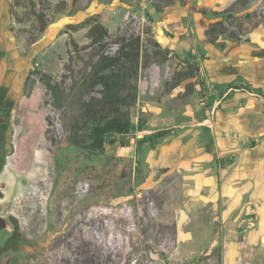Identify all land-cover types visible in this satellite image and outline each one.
<instances>
[{"label":"rangeland","instance_id":"rangeland-1","mask_svg":"<svg viewBox=\"0 0 264 264\" xmlns=\"http://www.w3.org/2000/svg\"><path fill=\"white\" fill-rule=\"evenodd\" d=\"M137 1L123 0L119 7L116 0H0V146L6 147L7 155L0 162V215L7 221L14 219L26 236L14 248L0 242V264H144L154 258L168 264L178 251L184 264H208L209 257L217 264L222 261L225 240H254L248 264H264V0H247L245 5L227 0L222 8L214 7L215 0H207L211 8L204 0H166L179 1L203 26H208L201 21L207 15L221 17L229 30L244 25L237 40L225 33L208 36L204 43L190 36L194 52L184 53L180 47L167 52L170 58L181 59L185 81L196 84L192 95L175 94L183 84L171 90L174 78L163 85L161 74L150 85L139 75L133 79L136 83H130L132 88L126 91L136 94L160 97L170 91L167 101H159L168 109L148 117L154 122L152 128L173 127L156 148L144 145L137 152L136 137L143 132L115 133L109 137L116 139L114 144L107 142L104 152L85 158L96 117L84 113V95L92 88L90 80L100 63L94 62L89 46L105 33L93 31V26L103 16L114 15L119 18L115 30ZM92 2L94 16L81 23L90 26H84L83 43L69 32L62 45L49 46L50 52L41 54L45 44H40L41 26L51 24L58 15L80 14L76 10H86ZM149 12L157 13L154 6ZM72 26L66 24L65 32ZM25 31L31 34L28 44ZM140 45L144 77V68L158 58L147 49V40ZM207 59L208 68L203 65ZM31 70L38 73L25 86ZM41 72L50 79L40 80ZM47 82L63 92L61 105ZM241 83L263 93L243 87L231 91L232 84ZM29 93L37 98L36 105H25L28 99L23 95ZM48 100L62 110L67 130L62 143L69 156L65 170L56 165L57 146L47 154L41 145ZM190 102L197 105L188 112ZM203 111H209L210 121L199 120ZM143 114L132 115L133 122ZM74 119L80 128L75 141L68 130ZM123 141L127 145L122 147ZM216 144L222 156L215 152ZM166 147L170 149L161 150ZM207 148L214 151L209 160L202 158ZM106 155L122 157L112 175ZM135 166L142 172L134 178ZM207 173L215 175L213 181L206 182ZM85 177L90 179V190L75 193ZM156 186L164 189L158 198L159 213L146 207L139 210L138 195ZM202 222L207 234L199 231L197 225Z\"/></svg>","mask_w":264,"mask_h":264},{"label":"crops","instance_id":"crops-1","mask_svg":"<svg viewBox=\"0 0 264 264\" xmlns=\"http://www.w3.org/2000/svg\"><path fill=\"white\" fill-rule=\"evenodd\" d=\"M136 1V0H135ZM213 1V0H211ZM210 1V2H211ZM224 1L227 0H215V8H222ZM95 2V1H94ZM94 2L90 3L87 7L86 10H80V14L75 13V14H68L66 16L64 15H58L51 24L47 25V28L43 31V34L41 36V43H45L44 44V48L41 50V54H44L46 52H50L49 50V46L52 47H58L60 45H62L64 43V41L66 40L67 37L70 36V34H72L75 39L77 37V41L81 44L83 42H81L80 38L83 37V29L84 26L90 28L89 24H84L81 25L82 22H84V20L89 19L91 17L94 16L95 12H93V4H95ZM205 5H208V1L204 0ZM118 4L119 7L121 5L124 4L123 0H116L115 5ZM160 5H154L155 11L157 12L155 15L152 14L153 16V26H152V31L150 33V36L153 37L157 42L160 43L161 46V50L166 51V50H175L177 48H179L180 50H182L184 53L185 52H189L191 50H193V46L191 43V39L190 36L194 37L195 40H199L201 42H205L204 39L208 38L207 35V29L208 26L206 25H200V18L196 17V14L194 13L192 15V17L184 10V8H182L179 5V1H175V2H171V3H167L166 0H162L161 3H158ZM117 5V6H118ZM208 8L212 7V3L209 4V6H207ZM98 8V7H97ZM188 17L187 19H185L186 17ZM185 17V18H184ZM211 18V16H202L201 21L203 20L205 22V18ZM117 16H112V17H106L103 16V18L100 20L99 22H95L97 24H95L93 27V31L96 29V27L98 25H102L104 27V30L106 31H110L112 29H114V23L117 20ZM115 20V21H114ZM119 20V18H118ZM88 21H92V19L88 20ZM111 21V22H110ZM114 21V22H113ZM68 23H72V29H69L68 32H65L67 30H65V25ZM83 24V23H82ZM165 29L167 31V33L165 32ZM70 32V34H69ZM104 33L101 32V34ZM26 34L28 35L27 37L24 38V43L28 44L29 41V37L31 36V34H29L27 31L24 32V35L26 36ZM99 34V33H98ZM100 35V34H99ZM102 36V35H101ZM51 44V45H50ZM150 47V48H149ZM147 49H152V54H153V48H151L152 46H149ZM204 49H208L206 46H204ZM194 52V50H193ZM169 56L171 53H168ZM168 56V58L166 60H162V58L157 57L158 60H154V62L152 64H149L148 67L144 68V77L142 74V64L140 67V73L139 74V79L146 85H150L152 83V79L153 77H155L156 75L160 76L163 75L164 76V81H163V85L169 84L170 81L172 80V78L174 77V74L177 70L182 71V62L181 59L179 58H170ZM210 59H214V58H209ZM208 59L204 60L203 65L205 67L208 66ZM218 64H220L218 62ZM116 67H113L112 69H114L115 71ZM157 68V70L155 69ZM208 68V67H207ZM110 70V69H109ZM112 73V71H110ZM121 75L119 76V78H121L120 82L124 84H134L136 83V81H133V79L131 80V78L128 77H124L122 73H120ZM228 74V73H227ZM112 75V74H111ZM217 76H224L223 73H218ZM113 78V77H112ZM191 79V78H190ZM126 80V81H124ZM186 78L183 77V80L181 82L178 83V85H182V88L180 87L179 89H177V92L175 94H180L183 93L185 91V86L186 84L193 82V80H187L185 81ZM141 85V83L139 84V86ZM178 85H175L173 87H171V90H174ZM163 90H165V92L167 91V89L164 87ZM129 92L126 91L124 94H128ZM170 93L166 92L160 95V97H158L157 95H155L154 93H137V97L135 100V104H130V106H126V107H122L121 110L122 111H127V110H131L132 115L134 114H138L140 112L146 114L144 116H142V119H137V126L138 128L141 129H137V131L139 132H143L144 136L147 133L153 132V131H157V130H161V129H156V128H152L151 126L154 124V122H152L148 117H150V115H159L160 113L158 112L159 110L162 109H168L167 105L161 104L160 102H165L167 101V97L166 94ZM23 97L25 99H28V101L24 102L26 103V106H32V105H36V101L37 98L34 97V94H30L29 95H23ZM160 101V102H159ZM159 102V103H158ZM141 104V105H140ZM196 104V102H190V104L187 105V111L191 112L192 107ZM197 105V104H196ZM141 106V107H140ZM141 108V109H140ZM25 111L29 113V107L28 108H24ZM146 109L145 112H143ZM214 112V110L212 111ZM190 114V113H189ZM204 114L207 115L206 118H204ZM209 111H203L202 114L200 116H202V119L200 118L199 120H203V123H205V121H210L209 119ZM31 116V115H29ZM145 117V118H144ZM163 118V117H162ZM199 118V117H198ZM204 118V119H203ZM45 116H43L42 119V124L44 122ZM198 121V119H197ZM174 126H179V125H174ZM171 126H169L168 128H170ZM207 127V126H206ZM165 128V129H168ZM173 128V127H171ZM163 129V128H162ZM192 129V128H191ZM190 129V130H191ZM207 129V128H206ZM207 132H210L209 128L206 130ZM212 133V131H211ZM142 136L137 135V138H140ZM215 140V139H214ZM216 141V140H215ZM217 145V144H216ZM170 147H166L161 149L162 151L165 150H169ZM161 151V152H162ZM212 151V150H211ZM210 149L208 150V148L206 149V151H204V155L202 156L203 159L205 160H209L213 155L214 151L211 152ZM218 152V145L215 146V152ZM220 156H222L221 152L219 151ZM163 158L164 156L161 155ZM219 156V157H220ZM45 157V156H44ZM207 172L209 171V169L206 170ZM213 176L212 174H206V182L207 181H213ZM187 241V240H185ZM253 242L254 240H243V241H239V240H225L224 242V246H223V252H222V261H220L221 264H248V258L250 257V254H252V252L255 250L253 248ZM209 251V250H208ZM209 254L211 253L208 252ZM207 253V254H208ZM243 254V255H242ZM238 255V259L236 260V256ZM241 257H240V256ZM247 261V263H246Z\"/></svg>","mask_w":264,"mask_h":264},{"label":"trees","instance_id":"trees-1","mask_svg":"<svg viewBox=\"0 0 264 264\" xmlns=\"http://www.w3.org/2000/svg\"><path fill=\"white\" fill-rule=\"evenodd\" d=\"M76 3L78 0H73ZM242 5L247 4V0H238ZM81 10L77 9L76 11ZM243 24L239 25V30L241 29ZM47 28V23L41 26V30L44 31ZM96 30L99 32H105L104 27L102 25H98ZM239 30L233 31L229 30L224 22L218 21L208 26L207 35L210 37H217L219 33L227 34L232 40H237L239 36ZM152 31V27L148 29L149 36L147 41L150 46L153 47V55L155 57H160L162 60H166L168 58L167 52L169 50L163 51L161 50L160 43L157 42L153 37L150 36ZM141 42L140 40H134L123 46V49L120 55L116 58H103L100 63L97 65L94 70L90 85L95 87L97 84L102 83L105 87L103 92V97L100 99L93 100L91 102H87L84 106V113L87 115H93L96 117V123L93 126L90 133V142L87 143V148L84 150L85 158H91L93 155L98 152L105 151V145L107 142L114 144L116 142L115 138H110L115 133L126 135L131 132L137 131V124H135L132 120L131 110L122 111V107L130 106V104L135 103L136 93L129 92L127 95L124 92L128 88H132V86L128 83L124 84L120 82L121 78L119 76L120 73L123 74L124 77L134 79L137 78L140 74L141 67ZM113 67L118 69L113 71V74L105 73L106 70H112ZM38 73L34 70L29 71L25 78V86L30 84L31 81H35L33 79L34 74ZM50 75L40 73V80L45 81V79H50ZM113 77V78H112ZM174 83L173 85H178L179 82L183 80V73L177 70L174 74ZM238 78H241L239 76ZM237 78V79H238ZM126 81V80H124ZM196 84L194 82H190L186 84L187 90L183 92V94L188 93V95H192L196 90ZM47 87L53 92L54 100L58 105L62 104L63 101V92L59 91V86L56 84L52 85L47 82ZM249 89L251 92L263 93L261 88H254L251 84H236L235 86L232 84L231 91L233 88H241ZM182 94V93H181ZM204 94L202 90V95ZM79 125L76 119L73 120L68 126L70 139L74 141L77 139L79 134ZM169 129H161L157 131H153L145 134L144 136L137 138L136 140V148L137 152L141 150L144 145H148L151 148H156L160 143V140L168 135L172 130ZM63 143V142H62ZM62 143L57 145V149L59 154H57L55 158V162L59 170H65L67 167V161L69 159L68 153H66V148L62 146ZM127 143L125 141L122 142L121 146H126ZM62 146V147H61ZM105 159L107 160L106 165L109 166V173L112 175L116 167H118L119 163L122 162V157H117L114 155H106ZM221 160V159H219ZM112 163V166H110ZM139 165V164H138ZM141 169L139 166H135L134 168V178L139 177L141 174ZM124 176V174L122 175ZM125 177V176H124ZM124 184L119 186V195H122L121 190ZM200 227L199 231L207 234V228L205 224L198 223ZM220 253V252H219ZM218 253V254H219Z\"/></svg>","mask_w":264,"mask_h":264},{"label":"built area","instance_id":"built-area-1","mask_svg":"<svg viewBox=\"0 0 264 264\" xmlns=\"http://www.w3.org/2000/svg\"><path fill=\"white\" fill-rule=\"evenodd\" d=\"M162 0H139L132 10L123 18V23L115 30L109 31L97 40L90 42V50L94 53V62H100L103 58H116L120 55L123 46L134 40H140L141 44L147 40L148 29L153 25L152 15L149 12L150 6L161 3ZM105 87L102 83L91 88L85 95L86 102H91L103 97ZM45 106L44 136L41 145L47 154H51L53 148L61 144L66 136L67 130L63 120L62 110L54 103L48 100ZM90 190V179L83 178L77 184L75 193H84ZM164 192L159 186L149 188L138 195V209L148 208L153 214H158V198ZM167 251V248L164 249ZM180 251L177 255L174 253L169 258L168 264H184V259L180 257ZM144 264H167L159 258L152 261H146ZM191 264V263H188ZM208 264H214L212 257L208 258ZM218 264V263H217Z\"/></svg>","mask_w":264,"mask_h":264},{"label":"flooded vegetation","instance_id":"flooded-vegetation-1","mask_svg":"<svg viewBox=\"0 0 264 264\" xmlns=\"http://www.w3.org/2000/svg\"><path fill=\"white\" fill-rule=\"evenodd\" d=\"M3 144H5V141L3 142ZM5 151L6 147L0 146V162L7 156ZM2 211V208H0V213ZM13 220L14 219L9 218V221H7L4 219V215H0V242L3 243V247L14 248L16 247V245H18L19 241L22 240V238H26V236L19 232L18 228H16L15 220Z\"/></svg>","mask_w":264,"mask_h":264},{"label":"water","instance_id":"water-1","mask_svg":"<svg viewBox=\"0 0 264 264\" xmlns=\"http://www.w3.org/2000/svg\"><path fill=\"white\" fill-rule=\"evenodd\" d=\"M221 19H222L221 17H217V18H205V22L209 26L210 24L216 23V22L220 21Z\"/></svg>","mask_w":264,"mask_h":264},{"label":"clouds","instance_id":"clouds-1","mask_svg":"<svg viewBox=\"0 0 264 264\" xmlns=\"http://www.w3.org/2000/svg\"><path fill=\"white\" fill-rule=\"evenodd\" d=\"M151 15H152V14H151ZM152 19H153V17H152ZM152 26H153V25H152ZM110 31H111V30H110ZM106 33H107V32H106ZM104 34H105V33H104ZM104 34H103V35H104ZM98 39H99V38H98ZM211 253H212V252H211ZM218 264H221L219 260H218Z\"/></svg>","mask_w":264,"mask_h":264}]
</instances>
